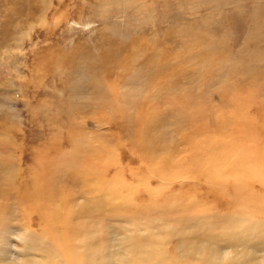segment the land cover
Returning <instances> with one entry per match:
<instances>
[{"label":"rangeland","instance_id":"374dc122","mask_svg":"<svg viewBox=\"0 0 264 264\" xmlns=\"http://www.w3.org/2000/svg\"><path fill=\"white\" fill-rule=\"evenodd\" d=\"M174 1L145 0L152 4L148 13L142 12L144 7L139 9L140 4L138 11L135 6L121 7L115 0H0V231L5 229L0 236L3 235L7 246L17 241L15 231H12L15 237L8 232L10 226L25 225L30 218L37 221L40 216L41 206L37 210L28 203L33 187L48 204L42 214L47 216L44 221L75 226L82 223L76 221V215L77 219L86 216L89 220L87 216L95 214L103 221V217L107 219L111 215L110 209L123 217L110 221L112 231L120 235L121 241L157 240L150 234L160 233L161 227L168 230L170 235L163 237L162 243H169V255L177 253L173 242L180 235L183 236L180 241L197 242L194 246L218 244L222 225L235 219L241 221L243 230L233 229L234 235L228 234L230 240L241 238L247 231L251 235L249 230L255 234L259 229L264 232V226L258 225L264 223V215H249L251 207L260 203L264 207L259 181L264 172V153L251 156L257 168L256 178L240 168L234 172L260 196L263 202L257 204L255 197L256 205L248 195H243L242 206L235 205L236 201L235 206L228 205L232 200L229 192L233 176L224 183L227 185L224 196L218 190L222 182L214 184L219 180L213 178L207 182L203 172L189 174L186 170H176L170 181L162 184L167 187L159 194L148 192L157 187L160 179V175H155L159 153L165 152L162 157L168 159V151L174 148L176 159L189 156L188 148H184L188 143L181 139L185 132L174 131L189 126L181 119L174 127L175 116L168 113L175 102L172 99L186 94L183 96L188 95L194 104L209 105L208 118L213 121L218 115L229 116L234 107H245L241 94L249 93L246 107L255 104L250 115L262 118L264 115V0H207L208 4L203 6L201 0ZM188 55L193 61L182 60ZM158 64L166 68L158 66L159 74L147 79L148 65L156 69ZM135 71L143 85L133 103L135 97L128 95L132 90L128 82ZM77 85L78 90L74 88ZM93 85L101 89L99 94L104 92L112 97L114 103L120 102L115 99L126 89V115L121 107L113 117L109 108L98 103L101 96ZM72 88L75 97H81L79 100L70 98ZM93 96L89 103L88 97ZM147 106L157 110L161 120L154 131L162 139L155 138L150 145H162L156 154H150L147 146L144 150L147 155L144 152L140 155L144 144L135 138L143 136L139 132L141 126L130 119ZM119 113H124L126 119H121ZM164 120L168 124L165 127ZM208 127L209 132H214ZM226 140H231L230 136ZM75 142L78 144L73 147ZM259 144L264 145V140ZM220 149L213 150L211 155H220ZM73 153L75 157L80 154L87 158L69 164ZM151 155L152 163L148 165L144 158ZM65 156L69 158L67 162ZM88 166L95 171L96 181H117L122 187H118V194L128 195L131 206L127 202L121 206L119 197L111 198L106 192L103 195L104 190H95L92 181H81L78 172L80 169L87 172ZM148 199L165 203L167 209L161 208V212L146 209L154 212L142 214V203ZM109 201H116L113 203L116 206ZM50 205H54L52 209ZM223 216L224 223L220 221ZM211 219L216 220L206 227ZM191 224L195 228L192 231L188 228ZM198 227L206 229L198 231ZM121 248L117 252L122 253ZM260 260L257 264H264V254Z\"/></svg>","mask_w":264,"mask_h":264},{"label":"bare ground","instance_id":"6f19581e","mask_svg":"<svg viewBox=\"0 0 264 264\" xmlns=\"http://www.w3.org/2000/svg\"><path fill=\"white\" fill-rule=\"evenodd\" d=\"M115 1H117V4L120 3L121 7H124V8L125 7L130 8V6H132L133 8V6H135L138 11H141L143 10L142 8L144 7V11L142 12L147 11L148 13H150L149 11L152 10V4L151 5L147 4L145 0H115ZM138 4L141 5L139 7V9L141 10L138 9ZM200 4H202V6L206 5L208 4V1L201 0ZM113 51H114V48H113ZM117 54H119L118 50H117ZM117 54L116 56H118ZM188 59L189 61L190 60L193 61V58L191 59L189 55L182 60L187 61ZM118 63L120 65L122 64V62L120 61ZM158 66H163L164 68H166V66L162 64L156 65V69L154 67L151 68L148 65L149 68H146V73L148 74L147 79L149 78V76L152 78L159 74V72L157 71ZM82 83L84 84V82ZM128 83H129V87H131L130 89H132V90H129L128 95L131 96L132 98L135 97L133 99L134 101L133 103H135V100L137 101V95L135 94L138 93L139 95L141 87L143 85L141 77L137 76L136 71L134 72V74L130 76ZM146 83H150V81L146 80ZM83 84H80V85L84 86ZM79 87L80 86L77 85L74 88L78 90L80 89ZM93 87L94 89L95 87L97 88V95L101 96L100 101L98 103L104 104V107L109 108L110 113L111 115H113V117H115L116 114L118 115V110H121V107H123V111L126 115V108H124L126 105V89L121 96H117V98L115 99V102L120 101L121 103L120 102L114 103L112 101L113 100L112 97H109L108 95L105 96L104 92H102L103 94L102 93L99 94L101 89L97 85L95 86L93 85ZM75 89L72 88L73 94L70 95L71 99L73 97L74 99L77 97V96L75 97ZM88 91H91V90L88 89ZM183 95H186V94H183ZM183 95H180L179 97H176L175 99H172V100H175V102L172 105L171 111H168V113L175 116V118L173 119V124L182 119L187 123V126H189L188 129L183 128V129L174 130L176 132H180V131L185 132V135L181 139L184 140L186 143H188V146H185L184 144L183 145H184V148L185 147L188 148L186 150V153L189 156L181 158V159H176L175 152L177 151H175L174 148L168 151L169 152L168 159L167 158L164 159V157H162V155L165 152H163L162 154L159 153V155L161 156H159L160 161L157 163L158 168L156 169L157 172L155 175H160L159 176L160 179L158 181L157 187L148 191L149 194L156 195V194H159L158 192L164 190V187L166 188L167 184L164 185V187L162 184L168 183V181H170L172 176H174V173L176 170H186L189 172V174H194L195 172L197 173L203 172L204 174H206L207 182L210 181L208 179L213 178L212 180H215V181L216 179H218L219 181L214 182V184L222 182L223 186L218 188V190L222 192L224 196H227L225 194L227 192V185L224 183L229 180L230 176H233L234 183H233L231 192H229V194L232 193L231 194L232 200L228 202L229 203L228 205H232V206H235L237 204L241 205L244 202L243 195H248L252 197L251 202H253V205L256 202L257 204L260 202H263L262 200H260L261 198L259 199L260 196L256 194L255 191H253V189H250L248 188L247 185H245L243 179L234 175L235 170L240 168L246 174L255 176L257 172V168H256L255 163L251 160V156L257 153H264V145L259 144V143H262V141L264 140V115H263V118L250 115L251 113L249 111L251 107H255V104L249 107H246L247 102H249L250 94L249 93L241 94V97H242L241 102L245 107H234L232 108L231 112H229L230 113L229 116H223L224 117L223 118L222 116L218 115L219 117L218 118L215 117L213 121L210 118H208L209 114L207 112L208 111L207 109L209 108V105L203 106L201 104H198V105L194 104L192 103V98H189L188 95L186 98ZM141 97L142 96H140L139 99ZM79 98L81 97H77L78 100ZM77 99H76V102L78 103ZM88 99H89L88 102L90 103V100H94V96L88 97ZM262 106L264 105L262 104ZM260 109L261 108L257 110L259 111ZM143 110H144L143 108L138 110L137 114L134 115L130 119L133 123L137 122V124L141 126L139 129V132L140 134H143V136L139 138H137L135 135L136 137L135 140L138 143L144 144L141 148L140 155H142L143 152L146 154L144 150L147 146H149V151L148 150L147 151L150 152V154L151 153L156 154V151L159 150L162 144L160 146L155 145L156 147L155 146L152 147L150 145V142L152 140L153 142H155V138H158V140L162 139L158 137V135L154 131V128H156L159 122L161 121L160 115L157 112V110H154L152 108V106L151 107L147 106V108L144 111ZM236 111L239 112V114H237ZM124 113H119L121 119L125 118ZM146 113H148V115L145 116ZM215 120H218L219 123L213 126ZM122 123H125V122H122ZM166 124L167 122L166 120H164V122L162 123V126L165 127ZM231 124H233L232 125L233 131L231 128ZM208 125L214 129V132H209ZM176 126L177 125L174 124L175 128ZM125 127L123 126L124 131H122V133L126 131ZM147 135L148 137H146ZM229 136L231 140H226L227 137ZM215 137H216V140H213ZM212 141H216L217 144H214ZM77 144L75 142V145H73V147L77 146ZM218 148L222 149V150L220 149L221 154L220 155L218 154V156L211 155V152L213 150L217 151ZM74 151H76L75 148L73 149V152ZM82 153L85 154L88 152L83 151ZM71 155H72V158H71ZM71 155L68 156L69 158H71V161L69 164H73L76 161L85 160L84 158H87V156L83 157L80 154L79 156L75 157V153ZM152 155L149 158H146V159L144 158L145 162L148 165L152 163L151 161ZM68 157L65 156L66 159L64 161L67 162L69 159ZM66 162H61V163L66 164ZM88 168L89 170L87 172H83L84 170L81 171V169L79 170L78 176L81 177V181L82 180L84 182L86 180L92 181L91 185H94L95 190L100 189L102 190V192L104 190L103 195L106 192V194L111 195V198L113 196L119 197V200L121 199V202H120L121 206L125 205L126 202L127 204L131 206L129 202L130 198L128 195L126 196L125 194L124 196H121L118 194V191H119L118 187L120 188V186L117 181H110V183L108 181L107 182L102 181L100 183L99 181L95 180L96 173L92 169V167L88 166ZM54 171H55V168H54ZM65 172L67 171L65 170ZM150 172L153 173L152 170H150ZM70 174H73V173H70ZM115 175L119 176L118 172H116ZM97 178L102 179L103 177H97ZM117 179L118 177L116 178V180ZM259 181H260L261 190L264 192V172L261 178L259 179ZM114 182L115 183L117 182V183L115 184ZM45 183H46V180H45ZM108 183H109V186H107ZM122 186H124V184ZM145 186H147V184H144L143 187ZM145 188H148V186ZM38 194H41V192L36 187H33V193L28 198L29 206H34L37 210H39V207L41 206L40 213H39L40 216H38L37 218L38 220L35 221L34 218H30L27 222L24 223L25 225L18 224V225L10 226L8 229V232L10 231L13 234L14 232L12 231H15V233L17 234V241L14 244L13 242L11 243L9 241L11 243L9 245L11 246H7L8 245L6 244L7 242L6 243L3 242L4 241V239L2 238L3 235L2 237L0 236V264H163L164 262H168L169 264H227V263L228 264H257L261 262L262 258L260 261H258V259L264 254V232L262 231V229H259L256 232V234L253 232V230H249V232H251L254 235L253 237H251L252 234L250 235L247 231L245 232L244 236H242L239 239L233 238L230 240L228 238V234L232 233L231 231L233 229L237 228L238 230V228L240 229V227L243 226V224H241V221L236 220V219L232 220L228 224L222 225L221 232H220L221 237L218 241V244L212 243L210 246L207 247V245L203 243V245L194 246V244H196L197 242H194L192 240H185L186 244H184L185 243L184 241H180V238L183 239V236L180 235V236H177V240L173 242V245H175L176 247L175 249L177 253L169 255L167 253L168 252L167 245L169 243H162V240H163V237L166 238L167 236L170 235V233L168 230L165 231V229H163L162 227L161 229L159 228L160 233L156 232V233L150 234L152 238H156L157 240H149L147 242H141L140 239L135 240L131 238L128 241L126 240L121 241V239L119 238L120 235H116L112 231L110 221L113 222V220L123 219V217L121 214L120 215L114 214L115 210H113L114 213H112L110 209H108V213H111V215H107V219L103 217L102 218L104 219L103 221L100 219L102 222L97 219L98 218L97 214H95L96 216H93L94 218L92 216H87L89 220H87L86 216L85 217L81 216L77 219L76 217L78 215H76L74 217L76 221L81 220L82 223H75L74 224L75 226L70 225L73 223H68L65 226L56 225L54 221L52 222L44 221L47 216L42 215V214L45 213L46 211L45 207L48 204L45 201H43V199ZM53 196H54L53 198H55V194H53ZM241 197L243 198V200H241ZM255 197L257 198V201L254 203ZM19 199L20 197L18 198V200ZM106 201H108V199ZM235 201H236V204L233 205ZM115 202L109 201V203L113 207L116 206L113 204ZM119 204L117 205L119 206ZM13 205H14V202H13ZM50 206L48 207L52 209L54 205H50ZM161 208H165L166 210L167 205L165 203L163 204L162 202L154 203V201H152L151 199H148L147 202L143 201L141 213L145 214L149 212H154L153 210H146V209H155L157 211H160ZM251 208L252 210H250L249 212L250 217L253 215L255 217L259 213H262V215H264V209H263L264 207H261V203L259 204V206L256 205L255 207H251ZM81 210H80V213H84ZM0 211H2L1 205H0ZM47 212H49L48 208H47ZM54 212L59 213V211H56V209L54 210ZM124 212L125 211H123V213ZM212 220H216V219H211V221L207 224L206 227H211L213 225ZM89 221H92V223H89ZM220 221L224 223V216H223V220H220ZM253 224L255 225L256 223L254 222ZM259 224L261 228L264 226V223H258V225ZM206 227H198L199 229L198 228L197 229L198 231L204 230L206 229ZM188 228L190 231L195 229L193 227V224H191V226H189ZM4 230H5L4 228L1 229L0 233ZM240 230H243V229H240ZM16 234H13L12 236L15 237L14 235ZM225 236H227L226 239L228 241L224 240ZM5 241H6V238H5ZM120 248L122 250V253L117 252V250H119ZM234 250L237 252V254L233 252ZM158 253L160 254V256L156 257V254ZM241 256H242V261H240Z\"/></svg>","mask_w":264,"mask_h":264}]
</instances>
